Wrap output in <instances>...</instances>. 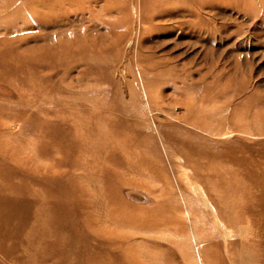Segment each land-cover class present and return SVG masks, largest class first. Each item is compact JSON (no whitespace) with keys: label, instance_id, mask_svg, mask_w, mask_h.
<instances>
[{"label":"rangeland","instance_id":"374dc122","mask_svg":"<svg viewBox=\"0 0 264 264\" xmlns=\"http://www.w3.org/2000/svg\"><path fill=\"white\" fill-rule=\"evenodd\" d=\"M0 264H264V0H0Z\"/></svg>","mask_w":264,"mask_h":264},{"label":"bare ground","instance_id":"6f19581e","mask_svg":"<svg viewBox=\"0 0 264 264\" xmlns=\"http://www.w3.org/2000/svg\"><path fill=\"white\" fill-rule=\"evenodd\" d=\"M105 130V129H104ZM108 136V135H107Z\"/></svg>","mask_w":264,"mask_h":264}]
</instances>
